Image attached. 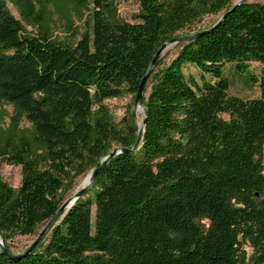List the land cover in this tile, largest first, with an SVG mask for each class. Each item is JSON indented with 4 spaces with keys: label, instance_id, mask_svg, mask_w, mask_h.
Wrapping results in <instances>:
<instances>
[{
    "label": "trees",
    "instance_id": "trees-1",
    "mask_svg": "<svg viewBox=\"0 0 264 264\" xmlns=\"http://www.w3.org/2000/svg\"><path fill=\"white\" fill-rule=\"evenodd\" d=\"M51 1L0 0V167L20 174L16 188L0 181V236L16 257L0 248V264H238L245 245L264 264V71L256 80L247 70L264 66V4L138 0L130 23L112 0H72L90 5L91 30L58 38L45 22ZM221 12L176 43L168 63L156 58L137 142L133 111L117 119L106 101L134 102L157 50ZM228 63L258 97L229 95ZM186 64L212 81L187 79ZM115 148L124 151L99 167L46 242L11 252L7 242L37 237L73 179Z\"/></svg>",
    "mask_w": 264,
    "mask_h": 264
},
{
    "label": "rangeland",
    "instance_id": "rangeland-1",
    "mask_svg": "<svg viewBox=\"0 0 264 264\" xmlns=\"http://www.w3.org/2000/svg\"><path fill=\"white\" fill-rule=\"evenodd\" d=\"M116 6L117 13L123 20L134 23L136 14L139 12L138 0H112ZM240 0H235L238 2ZM249 3L264 4V0H246ZM7 8L10 13L18 19L16 11L12 6L7 3ZM222 15L221 13L214 15H206L201 19L193 23L189 28L185 29L179 34V36L192 35L198 31H203L208 27L216 23ZM45 22L48 29L51 31L54 37L63 38L70 32H76L80 34L85 30L90 31L92 25L91 19V7L76 8L73 5L72 0H52L46 8ZM28 31L29 27L26 28ZM177 53L176 43L168 45L161 53V56L165 63H168ZM248 72L256 80L259 79L264 66L256 62L248 63ZM183 74L187 79H192L197 83H200L202 76L204 80L212 81L208 75H202L196 67L191 64H186L183 67ZM223 75L229 82V95L237 96L242 99H252L259 95L258 85L254 82H249L244 76H240L236 73L233 64H225L223 66ZM109 108L114 112L117 119L121 118L125 111H133L136 126L139 128L143 119L142 111L135 105L130 96L123 97L121 99L107 100ZM8 111L10 109L8 108ZM91 171H86L81 175L76 176L71 184V187L64 195L63 202L70 196L81 190L88 181ZM20 180L19 168L1 165L0 167V181L7 183L13 188L18 187ZM62 202V203H63ZM44 227V226H43ZM48 232L44 235V243L48 237ZM36 236H14L7 242L11 252L20 253L26 250L35 240ZM3 241L0 236V243ZM4 245L5 242L3 241ZM1 247V246H0ZM243 256L238 264H252L250 256L251 249L248 246H243Z\"/></svg>",
    "mask_w": 264,
    "mask_h": 264
},
{
    "label": "water",
    "instance_id": "water-1",
    "mask_svg": "<svg viewBox=\"0 0 264 264\" xmlns=\"http://www.w3.org/2000/svg\"><path fill=\"white\" fill-rule=\"evenodd\" d=\"M246 2V0H240L238 1L235 6H238V5H241V4H244ZM234 6V7H235ZM225 17V15L221 18L223 19ZM204 33V32H202ZM201 33V34H202ZM201 34H198V35H190V36H184V37H176L170 41H167L165 42L156 52L153 60L151 61L150 63V66H149V70L147 71V73L142 77L140 83H139V86H138V89H137V92H136V95H135V99H134V102H135V105L142 111L143 113V119H142V122H141V125L140 127L138 128V139H137V142L139 141L140 137H141V133L144 129V126H145V122H146V119H147V115H146V109H145V106H144V101H143V91H144V88L148 82V79H149V76H150V73L151 71L153 70L154 66H155V60L156 58L162 53V51L170 44H174V43H178V42H183V41H189L191 39H194L195 37L201 35ZM121 151H124L123 149H120V148H115L113 149L110 154L103 158L100 165L96 168V170L94 172H92L88 178V181H87V184L81 189L79 190L77 193H75L74 195L70 196L69 198H67L62 204L61 206L58 208V210L56 211V213L52 216L51 219H49L47 221V223L44 225V227L42 228V230L39 232V234L37 235V237L35 238L34 242L26 249V251L21 255V256H25L27 254H29L33 249L34 247L38 244V242L44 237V235L46 234V232L52 227V225L54 224V222L61 218L62 215L64 214V212L66 210L69 209V207L72 205V203L85 191V189L93 182L94 180V177L96 175V172L97 170L99 169V167L103 166L115 153L117 152H121ZM0 248L2 250V254L3 255H8V252H7V249L3 243V241H1L0 243ZM10 256V255H8ZM10 257H13V258H16L14 256H10Z\"/></svg>",
    "mask_w": 264,
    "mask_h": 264
}]
</instances>
